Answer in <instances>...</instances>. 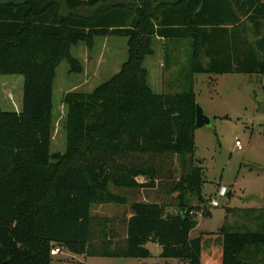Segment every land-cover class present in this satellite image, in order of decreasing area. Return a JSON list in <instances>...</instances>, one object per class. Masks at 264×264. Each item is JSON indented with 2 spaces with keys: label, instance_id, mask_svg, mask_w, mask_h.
<instances>
[{
  "label": "trees",
  "instance_id": "obj_1",
  "mask_svg": "<svg viewBox=\"0 0 264 264\" xmlns=\"http://www.w3.org/2000/svg\"><path fill=\"white\" fill-rule=\"evenodd\" d=\"M106 36L127 38V59L92 91L64 94L65 151L51 152L56 69L65 60L81 73L72 47L92 50ZM153 37L191 41L190 77L264 75V0H0V75L23 77L20 109L0 106V264H50L52 246L147 258L149 242L188 264H264V231L224 226L190 238L199 208L186 195L202 201L205 183L194 160L195 94L191 83L152 90L143 63ZM157 177L184 214L131 202L125 238L114 243V228L91 207L126 205L110 185L136 190Z\"/></svg>",
  "mask_w": 264,
  "mask_h": 264
},
{
  "label": "rangeland",
  "instance_id": "obj_2",
  "mask_svg": "<svg viewBox=\"0 0 264 264\" xmlns=\"http://www.w3.org/2000/svg\"><path fill=\"white\" fill-rule=\"evenodd\" d=\"M153 55L144 60L148 83L156 93H178L189 83L203 113L210 124L195 130L194 160L203 169L205 183L202 201L186 195L190 206L199 208L193 217L198 225L192 237L202 232H216L224 226L234 231H264V75L226 73L221 75L196 74L189 76L191 41L187 39H151ZM127 38L97 37L92 50L84 43L72 47L71 54L82 65L81 73L69 71L63 60L56 69L53 83L54 132L51 152L65 151L62 129L65 107L62 99L71 91L90 92L116 74L127 59ZM202 62L206 59L202 56ZM23 77L0 75V106L4 110H19L22 100ZM240 143V147L235 142ZM178 177V176H176ZM146 183L143 177L137 178ZM220 186L227 188L225 196H218ZM113 193L125 196L126 205L113 203L91 207V215L107 218V228L114 243L125 238L124 219L130 213L131 202H156L165 212L174 214L184 208L178 206L176 193H168L166 178H155L152 186L125 190L109 186ZM214 199L218 205L210 206ZM205 201V203L203 202ZM184 211H183V210ZM198 215V216H197ZM132 259L72 256L65 249L52 256L50 264H126ZM171 261V259H170ZM175 259L172 263L176 264ZM180 264H188L182 261Z\"/></svg>",
  "mask_w": 264,
  "mask_h": 264
},
{
  "label": "crops",
  "instance_id": "obj_3",
  "mask_svg": "<svg viewBox=\"0 0 264 264\" xmlns=\"http://www.w3.org/2000/svg\"><path fill=\"white\" fill-rule=\"evenodd\" d=\"M130 215H131V212L128 214L127 217H129ZM198 215H199V213H198ZM196 220L198 222L197 218H196ZM197 225H198V223H197ZM191 232L192 231H190V234H189L190 238H194V237H192ZM145 246L150 252V256L147 258H118V259H132V260H134L133 262H126V264H173L172 259L170 261V259H164V258L160 257L161 247L158 244L149 242ZM69 254H71V253H69ZM71 255L76 256L74 254H71ZM107 258H109V257H107ZM175 260L177 261V262H175L176 264H180L182 262V261L177 260V259H175Z\"/></svg>",
  "mask_w": 264,
  "mask_h": 264
},
{
  "label": "water",
  "instance_id": "obj_4",
  "mask_svg": "<svg viewBox=\"0 0 264 264\" xmlns=\"http://www.w3.org/2000/svg\"><path fill=\"white\" fill-rule=\"evenodd\" d=\"M210 121L211 119L203 113L201 106L198 103H196L195 104V127L200 128V127L207 126L210 124ZM260 199L264 200V197L260 196Z\"/></svg>",
  "mask_w": 264,
  "mask_h": 264
},
{
  "label": "built area",
  "instance_id": "obj_5",
  "mask_svg": "<svg viewBox=\"0 0 264 264\" xmlns=\"http://www.w3.org/2000/svg\"><path fill=\"white\" fill-rule=\"evenodd\" d=\"M236 143V146L240 147V143L238 141L235 142ZM227 193V188L225 186H220L217 190V195L218 196H225ZM218 205L217 201L212 199L210 201V206H213V207H216ZM62 249L61 247L59 246H52L51 249H50V255L51 256H54V255H58V254H61L62 253Z\"/></svg>",
  "mask_w": 264,
  "mask_h": 264
},
{
  "label": "bare ground",
  "instance_id": "obj_6",
  "mask_svg": "<svg viewBox=\"0 0 264 264\" xmlns=\"http://www.w3.org/2000/svg\"><path fill=\"white\" fill-rule=\"evenodd\" d=\"M236 144V143H235Z\"/></svg>",
  "mask_w": 264,
  "mask_h": 264
}]
</instances>
